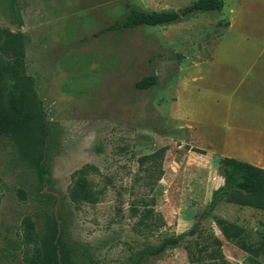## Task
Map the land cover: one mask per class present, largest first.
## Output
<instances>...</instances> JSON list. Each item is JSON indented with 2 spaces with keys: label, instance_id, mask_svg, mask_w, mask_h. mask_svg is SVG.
I'll return each instance as SVG.
<instances>
[{
  "label": "rangeland",
  "instance_id": "1",
  "mask_svg": "<svg viewBox=\"0 0 264 264\" xmlns=\"http://www.w3.org/2000/svg\"><path fill=\"white\" fill-rule=\"evenodd\" d=\"M194 1L18 0L24 20L19 27L9 1L0 0V27L25 33L29 76L0 74V106L7 105L10 90L25 91L24 108L35 110L37 91L49 121L43 161L52 178L42 190L36 173L39 144L23 158L12 139L0 137V264H30L33 245L25 243V220L41 232L43 214L56 216L58 199L42 195L50 191L60 196L57 217L63 218L64 239L79 264H192L191 256L198 259L196 242L211 241L213 234L231 264H264L263 254L240 244L241 237L255 242L257 233L264 234V210L226 201L208 208L223 184L220 157L195 151L186 129L176 128L170 115L180 69L211 55L227 28L224 8L173 24L110 29L131 7L171 11ZM13 58L0 51L1 63ZM154 73L156 85L136 87ZM86 166L99 193L95 204L71 198ZM155 166L164 170L159 180ZM218 218L240 226V236L227 238ZM193 227L197 231L190 235ZM175 237H180L177 245L147 254ZM203 259L199 256V264Z\"/></svg>",
  "mask_w": 264,
  "mask_h": 264
},
{
  "label": "trees",
  "instance_id": "2",
  "mask_svg": "<svg viewBox=\"0 0 264 264\" xmlns=\"http://www.w3.org/2000/svg\"><path fill=\"white\" fill-rule=\"evenodd\" d=\"M8 1L15 23L19 27L23 26L24 20L18 0ZM224 5V0H196L181 10L143 11L131 7L125 19L116 21L110 29L120 30L141 25L173 24L197 12H220ZM228 24L229 22H227ZM0 51L8 55L12 54L14 57L12 61L7 63L0 62V74H6L18 80L29 77L25 74V33L22 30L13 32L10 29L0 27ZM158 81L159 77L156 73L146 75L136 82V87L142 90L149 89L156 85ZM33 96L35 110H26L24 108L27 102L26 92L9 91L7 105L0 106V137L7 136L12 139L23 158L33 154L38 144L42 147L41 157L36 162V173L39 182L42 184V190H44L45 186L52 181L50 167L43 161V156L47 152L45 147L49 143L50 127L46 113L43 110L42 101L36 90L33 91ZM37 122L40 123L38 127L41 137L39 138H36L35 134ZM194 150L199 153H206V150L200 148H194ZM219 167L224 177V184L214 190L208 205L209 209H214L219 202L226 201L264 210V168L231 157L220 158ZM87 168L88 166L79 171L71 191L72 200L78 204H95L100 199L99 193L86 176ZM146 170L152 171V168H146ZM154 170L157 172V179L159 180L164 170L161 167L156 168V166ZM153 182L151 181L150 184ZM42 195L46 200H51L55 196L52 193ZM58 218L63 219L62 216ZM42 219L43 228L41 232L36 230L31 219L25 220V243L30 247L33 245L30 248L32 254L27 256L28 262L30 264H79L75 249L64 239L62 225L60 235H58L59 227L56 216L44 213ZM217 223L227 238L240 236L242 228L235 223L224 218H218ZM196 231L197 227H193L189 234L193 235ZM211 237V241L204 238L202 241L196 242L198 259L191 256L190 261L192 264H199V256L204 257L202 264H231L224 256L221 240L214 234ZM256 237L255 242H251L247 236L245 238L241 237L240 244L246 251L264 255V234L257 233ZM179 242L180 237L167 238L159 245L148 249L147 254L157 255L167 247L177 245ZM209 248L211 249L208 250Z\"/></svg>",
  "mask_w": 264,
  "mask_h": 264
},
{
  "label": "crops",
  "instance_id": "3",
  "mask_svg": "<svg viewBox=\"0 0 264 264\" xmlns=\"http://www.w3.org/2000/svg\"><path fill=\"white\" fill-rule=\"evenodd\" d=\"M224 1L229 24L180 69L170 115L195 148L264 168V0Z\"/></svg>",
  "mask_w": 264,
  "mask_h": 264
},
{
  "label": "water",
  "instance_id": "4",
  "mask_svg": "<svg viewBox=\"0 0 264 264\" xmlns=\"http://www.w3.org/2000/svg\"><path fill=\"white\" fill-rule=\"evenodd\" d=\"M47 187L45 186V189H46ZM50 193H52V194H54L56 197H57V204H56V208H55V214H56V218H57V220H58V227H59V233H58V235H60V232H61V220L57 217V206H58V202H59V194L57 193V192H53V191H50ZM60 255V254H59Z\"/></svg>",
  "mask_w": 264,
  "mask_h": 264
}]
</instances>
